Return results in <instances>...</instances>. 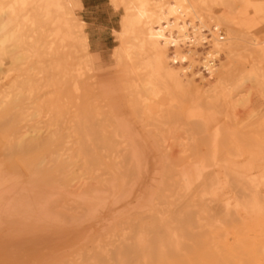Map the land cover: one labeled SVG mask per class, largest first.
I'll list each match as a JSON object with an SVG mask.
<instances>
[{"label":"rangeland","instance_id":"rangeland-1","mask_svg":"<svg viewBox=\"0 0 264 264\" xmlns=\"http://www.w3.org/2000/svg\"><path fill=\"white\" fill-rule=\"evenodd\" d=\"M95 1L96 0H70L73 17L79 24L83 25V35L85 36V38H87L86 42L88 43L87 50L79 51L80 49H77L78 51L76 53L74 52L68 57L66 56L67 52L61 51L62 54H60L59 56L61 58L60 62L62 61L61 63L66 67V72L71 71L70 68L72 69L75 67V63L73 64V62L82 61V70L87 68L84 71V76L82 78L85 80L89 76H92L91 79H87L86 81V83L90 81V84L88 86H85V89L83 91L81 90L78 95L77 93L73 94L69 92L68 88L64 87L66 85L63 84V80V82H60L61 84L59 83V78L57 76V74L59 75L58 72H51L49 67L50 58L45 55V33L38 32L36 34H31V31L28 32V34L33 35L34 38L32 40V43L24 46L25 50L27 48L28 56H30L24 62L25 64L21 65L18 63H12L10 55H8V53L4 55V65L0 67V91H5L6 89L9 90L8 87L13 83V81H15L16 83L21 82L23 81V79H26L27 76L32 79L30 80L31 82L29 81V83L33 88L30 89L31 95H29L30 93L28 94L27 92L26 95L24 94V96L20 97L21 100L20 102H18L19 105L16 109L7 107L5 110H0V147L3 148L6 143L5 139L8 136V126L5 125L8 123L6 122L5 118H12V116H15L16 113H19V115H22H18L19 119H17L18 116L16 115V119L20 121L22 119H20V117H23L24 115L26 116L28 114L27 112H29L30 114L34 111L31 109L36 108V106H34L35 102L37 106L39 104L42 105V103L44 102V112H42L44 116L41 114L42 119L40 118V116H34L35 119L29 121L32 116L31 113V116H27V120H24L26 118L24 116V119L22 121L23 124L24 122H28L26 123V125L28 126H30L31 124L30 129L32 130V128H34L33 133L35 132V129L37 130V128H40L39 130L44 131V134L48 133V130L50 129H52V131L57 130L58 133H60V137H58V140L56 142L60 143V141L62 140L60 144L58 143V147H62L63 145L65 149L69 146L70 148L72 147L74 149L76 145L80 146L81 143L79 145L75 140L77 139L80 142V139L82 137L81 141L83 143L81 146L82 148H84V145L86 147L84 148V151H87L88 155L91 153V155L93 154L94 157L101 158V160L104 158L103 160L105 161L106 159L104 156H106L107 158V154L110 156V153L114 152L111 155L112 157L108 156L109 161H111L113 155H115L116 153V151H113V149H120L118 152L119 154L121 152H125L121 150L122 147H116L115 145H117L118 142H116V139H121L119 134L122 135L123 133L125 134V132L126 134L128 133L127 131H125L124 126V128L121 126L122 129L119 128L120 130L118 129L117 132L116 128L117 126L120 127L118 123L122 125H126V122L129 123V117L131 120V123H129V127L132 128L133 126V130L135 128L138 129V131L134 130V132L141 134L140 129H142V132L144 131L143 133H145L146 129L149 131V129H155L156 127V129L159 128L160 130H163L168 139V143H173L174 145H179L178 142L183 141L184 138L187 137L188 140L185 138L186 141H188L186 142L187 149L185 157L184 154L182 155V153H184L185 151H181L183 149H181L180 145L179 146L181 150L178 149L179 154L180 152H182L181 156L184 157L182 163L179 165L171 164L172 167H170L169 163L167 164V161L165 162L166 166L163 165L165 163L162 164L164 166V169H166L168 166V168L166 170H163L161 174V179L163 182L162 185L165 188H169V190L165 189L166 191L162 192L164 195L163 198L160 199L159 197L157 200V202L162 201L160 203V207L162 205L163 211L161 210L160 214H154V218L151 216L147 218V221L151 220L149 222H163V224L161 227L159 226V228H156V230L153 229L157 225L155 227L153 226L152 229L151 225H149L146 228L147 230L142 229L141 231H139L138 218L142 220L144 216L141 213L132 214L131 218L122 220L128 223L127 225L125 223L123 224L122 221L121 224L119 223L121 226L118 223L113 225L114 227H117V234L122 233L123 235L122 236L121 234H119L120 236H116V228L114 229V227L110 228V230L113 229L111 230L112 232L108 230L109 232L107 233L103 228H98V231L96 232L97 229L93 231V229L84 228L83 224L85 223H83L81 225L82 227L77 228L81 229L79 233L75 234L74 237L72 236V239L69 238L68 240L59 243L60 247L58 246L57 248V246H55L56 249H54V247H48L47 249L43 248L33 251L30 249V247L27 248L26 246L29 244L31 245L32 240L33 242L35 241L37 237L36 235H38L40 231L44 230V227H41L44 225L42 224L40 226L38 222L37 225L39 224V226L35 224L36 222L29 225H24L22 222L20 223L18 216L21 212H23L21 210L22 208L12 205L9 208H0V264H12L13 262H15L14 264H53L57 257L58 262L56 263L59 264H63L66 261H68V264H89L90 262H92V264H98L100 262V264H264V213L262 212V210L258 209L259 207L251 209L250 205L245 204L246 200L248 199V194L255 190V188L257 189V191H259L261 200L264 201V80L260 81L258 79H255L252 74L254 69L259 70L261 74H264V51H261V49H259V46L255 45V43L264 45V0H222L220 2L212 4L208 7V9H204L201 11L203 17L205 16L204 22H206L208 25V27L205 28V35L206 37H208L206 42L192 45L188 42H182L178 46H169L167 48L168 50L166 49V52L169 56L175 54V52H181L184 53L187 58L185 59V61L173 65L176 73L178 72V74L183 78L186 88H184L182 92L183 95L179 93L178 100L173 103H171L167 99L168 97L164 96L161 104H163V108H165V110L163 108L160 109L159 105H152L151 107L140 105L138 107H133L128 95L129 93L126 89L123 90V88L122 98L121 96L118 97L117 95L116 98L112 96L119 102L117 101L116 104L111 103L112 97H109V95L114 94V91L115 89L117 90L118 86H120V88L124 87L127 85V83L130 84L133 78L139 76L141 77V75L143 74L139 73V70H136L137 73L130 72L132 68L136 69V67H138L137 65H139V63L137 64V62H139L140 60L137 59L138 57H134L132 59L133 61H126L127 58L123 51L128 42L132 41L130 35L123 36L122 34V20L123 16L127 13L126 3L124 4L123 0H117V2L113 0H99L102 3H105L106 1L111 2L112 6H96ZM187 21L192 22V24L196 25L200 24L199 20L196 18L194 19L192 16L188 17ZM216 22L219 23V38L221 40L225 41L227 38L231 36L233 37V35L237 37L236 40L232 39L234 47L233 51L223 49L220 53L221 55H218V58L216 60L217 69L211 76L209 71L204 66V61L207 53L209 51H212V49L214 50L213 44L217 35L214 31L213 25ZM190 27L191 25L189 26V28ZM9 47L11 48L12 46ZM122 54H124V59L122 57ZM66 59L70 62L66 61ZM67 62H69V64H67ZM31 67L34 69L29 71V68ZM89 68H91V70H89ZM41 69H43L44 72ZM40 71H42V74L39 73ZM243 74L247 76L248 81L243 85V87L241 86L242 88L240 87L239 91L241 94L239 93V95H241V97H244L245 99H242L243 103H241L240 106H238L239 108H237L236 110V113L239 114L237 115L236 121L225 122L224 117L222 116V110L218 109L220 107L219 103H216L217 106H215L214 101L209 102V100L211 99L208 98V96H203V94L208 95L203 92V89L211 86L212 84H215L216 82H218V80L221 79V77L223 80L225 79L226 81L228 80L231 82L233 79L240 77V75ZM28 77L27 79L29 80ZM91 83H93V85H91ZM89 86H92L93 88H90ZM32 89H34L35 91ZM184 91H186L187 93ZM27 95L29 97H27ZM83 95H85V97ZM239 95L236 96L238 99L241 98L239 97ZM30 96L32 97L30 98ZM190 96L195 97L192 98ZM32 100L34 101V103H32ZM22 101H24V103ZM199 101H201L202 103ZM84 104L85 106L91 105V108H89V110L87 109L88 111L85 112H87V115L91 113L93 116H91L90 114L89 116L85 115V117L88 118L84 117L85 112L82 109L83 107H85L83 106ZM120 104L124 106L125 110L131 112V116H126V113L125 115H122L120 110L117 111V108ZM28 107L31 108V112L30 110H25L27 114H23L24 109H27ZM21 109H23V112ZM115 110L117 112H115ZM45 111H48V114L50 113L49 116L47 114L48 117L45 116ZM112 111H114V113ZM119 111L121 114L119 113ZM93 112L98 114V116L94 115ZM81 113L82 116L80 117ZM93 117L95 118V120ZM101 117L103 118L102 120ZM104 118H106L107 120ZM115 119H119L120 121H116ZM96 120H99L98 122H103L98 124ZM109 120L111 123L109 122ZM103 123L106 124L104 125ZM51 124L53 125L51 126ZM102 124L104 126H102ZM107 124L109 125L108 129ZM221 124H223V126ZM219 125H221V127ZM111 126L116 127L112 128ZM145 126L147 127L146 129ZM191 127L196 129L198 135L194 134L195 131L193 132ZM219 127L222 129V131ZM101 130L104 131L102 132ZM114 130L116 133L114 132ZM121 130H124L125 132H121ZM69 131L72 133H70ZM66 132H69V134H67ZM84 132L87 134H85ZM104 132L107 133V135ZM61 133L63 134V136H61ZM173 133L175 134L172 135ZM70 134L71 136L72 134L74 135L72 136V139H69ZM80 134L81 136H79ZM92 134L94 137H92ZM110 134L114 135H111V137ZM209 135L210 139L209 137H207ZM190 137H192V139ZM67 138L68 140H73L74 142H76V144H74V146H72L70 143L67 144L66 142L64 144V141H68ZM174 138L176 140H174ZM87 139L90 143L87 142ZM93 139H95L96 141H94ZM102 139L104 140V142ZM99 141H102L103 143ZM85 142H87V144ZM109 143H111V145ZM89 144L91 145V148ZM78 146L76 147L77 149H79ZM87 148L91 150H86ZM99 148L101 150H99ZM77 149L72 152H74L73 154L80 155V151H82L83 149H79V153H76ZM104 150H107V152H109L110 150L111 151L110 153H106ZM14 151H17L15 154L16 156L14 158V163L18 165L19 159L17 157H22L20 158V161L24 160L26 167H29V165L26 164L27 159L25 158V156L23 154H19L18 156L20 149L14 148ZM65 151L67 152V150ZM169 151L170 150L168 149V152ZM89 156L88 158H90ZM152 163L153 162L150 161L148 166L151 167L152 165L153 167H155V164ZM188 165H191L197 173L195 174L194 172L195 175H193L194 177H192L195 178V182H193L194 180L192 178L191 179L193 181L191 182L190 179V183L181 179L183 178L181 171L183 167L186 168V166ZM18 167L21 166L18 165ZM198 167H200L201 169ZM100 170L101 172H103L102 168ZM170 171H172V173H170ZM203 174L204 176L206 175L205 178L201 177L203 176ZM164 175L169 176L167 178H164ZM179 178L181 179V181ZM168 180L170 183L168 182ZM166 181L168 182V184ZM154 184L155 183H152L151 185ZM174 186H176L175 188H180L182 186L183 187L181 190V188L175 189ZM158 194L159 192L157 190H154V192L151 194L144 193L142 203L148 204L146 201L150 200V198L152 197H157ZM263 201H260V206H262V203L264 204ZM243 203L247 208L244 207ZM169 204H171L172 206L169 207ZM13 208L15 209L12 210ZM3 209L4 211H2ZM15 212L17 213V215L15 214ZM3 214H5V217ZM92 215L93 217H97L101 214L91 211L90 217ZM160 215H163L164 217L162 221L158 220V217L156 218V216L160 217ZM2 217H4L5 219H2ZM87 217H89V215ZM133 217H135V219ZM16 219H18V221ZM2 220H4V222ZM2 222L6 224H4L6 227ZM67 222L70 221L67 220ZM7 223H11L13 226H15L16 230L15 227L10 224H8L7 227ZM12 227L14 230H11ZM124 227L127 229H125ZM27 230H30V232ZM9 231L10 234L7 233ZM44 231H47L46 227ZM12 232L17 233L14 234ZM26 233H30L29 237H31H27L28 234ZM12 234L13 236H11ZM19 236L20 238H18ZM21 236L24 238H22ZM130 236L131 238H129ZM144 236L146 239H144ZM13 237H16L17 240L16 238L13 239ZM126 237L128 238L126 239ZM70 239L71 241H69ZM99 239H101V241ZM74 240H76V242ZM125 240L128 243H126ZM138 240L140 242H143L141 244H138L140 243ZM145 240L147 241L145 242ZM122 241H124V243H122L123 246L120 245ZM5 242L6 244H8L7 246ZM23 242H25V244ZM84 242L86 244H84ZM96 242H98L101 246H99ZM149 242L152 244V247L149 246ZM160 242L161 244L162 242L163 244L165 243L166 246L160 245ZM109 243L112 245H110ZM131 243H135L137 244V246L135 244H132V246H135V248H132L130 245V247L127 249L129 244ZM153 244L155 247L153 246ZM2 245L5 246L2 247ZM91 245H98L97 247H94L97 252L100 251V256L96 254V252L93 250L94 247H92ZM116 246L117 252L119 253L115 251ZM125 246L127 247L124 249L123 247ZM81 247L83 248V250ZM149 247L151 248L149 249ZM157 248L159 249L157 250ZM53 249L56 252H54ZM126 249L127 251L124 253V250ZM47 250H49V252ZM87 250L89 252H87ZM121 250L122 252L120 253ZM148 251H150L151 253H149ZM66 252L69 253L67 254ZM158 252L160 253L157 255ZM79 253L81 254L78 257L77 254ZM122 253L126 255L122 256ZM94 254L95 256L97 255L101 258L100 262L99 260L98 263L97 261H95L100 258L93 256ZM85 256L87 258L90 256V259H87ZM25 259L26 261H24ZM64 259L65 262H63ZM73 259L76 260L74 261ZM82 259L83 261H81ZM158 260L161 262H159ZM10 261L12 262L10 263Z\"/></svg>","mask_w":264,"mask_h":264},{"label":"bare ground","instance_id":"bare-ground-1","mask_svg":"<svg viewBox=\"0 0 264 264\" xmlns=\"http://www.w3.org/2000/svg\"><path fill=\"white\" fill-rule=\"evenodd\" d=\"M113 1L117 2V0H113ZM123 1H124V4L126 3V5H127V8H126L127 13L123 16V20H122L123 21V31H122L123 33L122 34H123V36L124 35H127V36L130 35L132 38V41L128 42L127 46L124 47L123 51H124V54L127 58L126 61L127 60L130 61L134 57H138L137 59L140 60L139 62H137V64L139 63V65L136 64L138 67L135 66L136 69L132 68V70H130V72L135 73L136 70H139L140 71L139 73H142L143 75H141V77L139 76V77L133 78L132 81L130 82V84L127 83V85L124 87L120 88V86H118L117 90L115 89L114 94H110L109 97L113 96L116 98V95H117L118 97L121 96V98H122V88H123V90L126 89L127 92L129 93L128 95L130 97V101H131V104L133 107H138L140 105H146L148 107H151L152 105H159L160 109H162L163 104H161V101H162V99H164V96L168 97L167 99L171 103H173V102L178 100L179 93L182 94L184 88H186L184 81H183V78L178 74V72L176 73V71L173 68V65L174 64L176 65L179 62L185 61L187 56L181 52H175V54L172 53L173 55L169 56L166 52L168 50L167 48L169 46H178L182 42L183 43L188 42L191 45L206 42L208 37H206V35H205V30H206L205 28H207L208 25L206 22H204L205 16L203 17L201 11L204 9H208V7L210 5L215 4L217 2H220L222 0H171V1L170 0H123ZM190 16H192L194 19L195 18L198 19L200 24L196 25V24H192V22H188L187 18ZM190 25H191V27H190L191 29L189 28ZM82 28H83V25L79 24L76 21V19L73 17V11H72V6L70 5V0H0V67H2L4 65V55L6 53H8V55H10L12 63H15V64L18 63L21 65L25 64L24 62L30 56H28L27 48L25 47L26 48V50H25L24 46L28 45L29 43H32L34 36L31 34L43 32L46 35V43H45L46 52H45V55L50 58L49 59V67H50L51 72L52 71L54 73L58 72L59 75L57 74V76L59 78L58 79L59 83L63 80L64 81L63 84L66 85V86H64V85L63 86L67 87L69 92H71L73 94L77 93V95H78V93L81 90L83 91L85 89V86H88L90 84V81L87 83H86V81H87V79H91L92 76H89L85 80L82 78L84 76L83 75L84 71L87 69L86 68V69L82 70L83 69L82 63H81L82 61L81 62H73V64L75 63V65H74L75 67L72 69L70 68L71 71L68 70L69 72H66V67L64 66V64L61 63L62 61L60 62L61 58L59 56H60V54H62L61 51L67 52L66 56L68 57L70 54L72 55V53H74V52L76 53L78 51L77 49H80L79 51H86L87 50V44H88L86 42L87 38H85V36L83 35ZM213 28H214V31L217 35V37L214 40V44H213L214 50L212 49V51H209L207 53V55L205 57V61H204V66L209 71L211 76L215 73V71L217 69L216 60L218 58V55L221 53V51L223 49L233 51L234 47H233L232 39L236 40V37H237V36L233 35V33H232L233 37L231 36V37L227 38L225 41L221 40L219 38V23H217V22L214 23ZM29 31H31V34H28ZM8 45L12 46V47L10 48ZM255 45L259 46V49H261V51H264V45H261V44L259 45L258 43H255ZM7 46L9 49L7 48ZM124 54H122V57ZM123 59H124V57H123ZM66 61H69V60L66 59ZM135 61H136V59H135ZM69 62H67V64H69ZM32 69H34V68H32V67L29 68V71ZM41 70L44 72L43 69H41ZM89 70H91V68H89ZM42 71H40L39 73L42 74ZM139 73H138V75H139ZM252 74L255 77V79H258L260 81L264 80V74H261V72L259 70L254 69ZM27 77H26V79H23V81L18 82L19 84L16 83L15 81H13V83L8 87L9 90L6 89L5 91H0V110H5L7 107L8 108L10 107L11 109H16L19 105L18 102H20V100H21L20 99L21 96H24V94L26 95L27 92H28V94L30 93L29 95H31L30 89L33 87H31V84L29 83V81L32 79H30L28 77L29 78V80H28ZM21 79H22V76H21ZM224 80L221 77V79L218 80V82H216L215 84H212L211 86H208V87L203 89V92L208 94V95H204L203 93L202 94H203V96H205V97L208 96V98L211 99V100L208 99L209 102L214 101L215 106H217L216 103H219L221 108L219 107L218 109L222 110V116L224 117L225 122L226 121L227 122L236 121L237 115H239L238 113H236V110H237V108H239L238 106H240V104L243 103L242 99L243 100L245 99L244 97L242 98L241 95H239V93H240L239 90H240V87L241 86L243 87V85L248 81V78L245 74H243V75H240V77L233 79L231 82L228 80L227 81L226 80L224 81ZM91 85H93V83H91ZM186 86H188V85H186ZM90 88H93V87L91 86ZM32 90H34V89H32ZM184 92H186V91H184ZM237 95H239V97H241V98L238 99L236 97ZM83 96L85 97V95H83ZM27 97H29V96L27 95ZM31 97L32 96H30V98ZM113 97L111 99V103L116 104L118 100L114 99ZM190 97H192V96H190ZM194 97H192V98H194ZM203 100H205V99H203ZM22 102L24 103V101H22ZM199 102H201V101H199ZM32 103H34V101ZM43 103H42V105L39 104L37 106V104L35 102L34 106H36V108L33 107L35 109H31L30 107H28L27 109H24L23 114H27V113L28 114L26 116L24 115L26 117L25 119H24V116L20 117V119L22 118L20 121L17 120V119H19V116L22 115V114L19 115V113H16L17 116L19 115L17 119H16V117H17L16 115L15 116L11 115L12 118L9 117V119L5 118L6 122L8 123V124H5L8 126V136L6 138V134H5L6 143H5V145L3 144L4 146L2 145L3 148L0 147V208H4V207L9 208L12 205H14L16 207H20V208H22L21 210L23 211L19 214V216H18L19 218L17 217L19 219L20 223L22 222L24 225L25 224L29 225L31 223L36 222L35 224L37 225V222H38L40 224V226L42 224L44 225V226H41V227H44V230H45V227L47 228V231H44V230L40 231L39 234L36 235L37 237H36L34 242H33V240L32 241L30 240L32 242L31 245L26 244L27 245L26 247L27 248L30 247V249L33 251L40 250L43 248L47 249L48 247H51V248L54 247V249H56L55 246H57V248H58V246L60 247L59 243L68 240L72 236L74 237L75 234H78L81 229H77V228L82 227L81 225L83 223H85V224H83L84 228H90V229H93V231H95L97 229L96 232L98 231V228H103L108 233L109 232L108 230H110V228L114 227L113 225H115L116 223L121 224L123 222V224L125 223L127 225L128 223H126L122 220H125L127 218H131V215L136 214V213L137 214L141 213L144 216L142 220L140 218H138L139 231H141L142 229L145 230L147 228V226H149V225H151V229L153 228V226L155 227L157 225L153 230H156V228H159V226L161 227L163 222L162 223H160V222L154 223V221L149 222L151 220L147 221L148 220L147 218H149L150 216L153 217L154 214H160L161 210L163 211L162 205L160 207V203L162 201L157 202L159 197H160V199L163 198L164 195L162 192L166 191L167 189L169 190V188H165L162 185L163 182L161 179L162 178L161 174H162L163 170H166L168 168V166H167V168L164 169L163 165L166 166V163H165L166 161H167V164L168 163L170 164V167H172L171 164L179 165L182 163V160H184L186 149H187L186 148L187 147L186 142H188V141H186L187 137H185L186 139L184 138L185 141L184 140L180 141V142L177 141L179 143V145L181 146V149H183V150H181L180 146L178 144H177L178 147L176 144L175 145L173 143L169 144L168 139L165 135V132L163 130H160L159 128L156 129V127H155V129H151V130H155V131H151L150 129L148 131L146 129L147 127L145 126V129H146L145 133H147L148 135L143 133L144 131L142 132V129H140V130H141V134H143V135H141L140 133L134 132V130L138 131V129L135 128L133 130L132 125H131L132 128L129 127L130 126L129 123H131L130 122L131 120L129 117V119H128L129 123L126 122V125H124V124L122 125V124L118 123V125L120 127L117 126V128H116V132H117V130L119 128L122 129V127L124 126L125 131H127L128 134H126V132L124 130H121V132H125V134L124 133L122 135L119 134L121 139H119V140L116 139L117 136H119V135H117L116 138H114V139H116V142L118 141L117 145H115V146L116 147H119V146L122 147L121 150L125 151L124 153L121 152L119 154L118 152L120 149L119 150L113 149V151H116V153H115V155H113V158L111 159V161H109V157H112L111 155H112V153H114V152L110 153L111 150L109 152H107V150L106 151L104 150L106 153L111 154L110 156L107 154L108 159L106 158V156H104L106 161L103 160L104 158L101 160V158L94 157L93 154L91 155V153L89 154L90 155L89 156L87 154L88 152L84 151V148H86L85 145L83 146L84 148H82V146H81L83 143L81 141L82 140V137H81L80 142L77 139L75 140L77 142V144L80 145V143H81V145H80L81 147L78 145H76V147L78 146L79 149H83L82 151H84L85 153L80 151L79 149H77L75 147V149H77L76 153L78 151H80V155L78 154L79 155V157H78V155L73 154L74 152H72L75 150L74 148H72V147L70 148V146H69V147H66V149H65V147L62 144H61L62 147H58V145L61 143L62 140L60 141V143L58 142L59 144L56 142L58 140V137H60L59 136L60 133H58L57 130L52 131V129H50L51 130L50 131L47 129L49 132L47 131L48 133L44 134V131L39 130L40 128H37V130L35 129V132L33 133L34 128H32V130L30 129L31 124H30V126H28V125H26V123H28V122H26V123L24 122V124L22 123L23 119L27 120V118H28L27 116L30 115L31 113H32L31 114L32 116L30 115L31 119L29 116V119H30V120L28 119L29 121H32L33 119H35L34 116H36V117L40 116V118H41V114L43 115L42 112H44ZM85 104L83 106H85ZM88 106H90V107H88ZM89 108H91V105H86L82 109L85 112V111H88ZM30 109L34 110V111L31 112ZM163 109L165 110V108H163ZM21 110L23 112V109H21ZM21 110H20V113H21ZM25 110H30L31 113L30 114H29V112L26 113ZM78 110H79V108H78ZM80 110H81V107H80ZM94 110H95V108H94ZM118 110L121 111L122 115L123 114L125 115V113H126V116L127 115L131 116L130 115L131 112L130 111L128 112L127 110H125L124 106H122L121 104L117 108V111ZM117 111L115 110V112H117ZM120 111H119V113H120ZM45 112H46V114L45 113L44 114H45V116H47L48 111H45ZM112 112L114 113V111H112ZM93 113H94V115L98 116V114H96L95 112H93ZM49 114H48V116H49ZM120 114H119V116H120ZM85 115L89 116V115H87V112H85L84 117H85ZM81 116H82V113L80 114V117ZM91 116H93V115L91 114ZM114 116H115V114H114ZM32 117H34V118H32ZM85 118H88V117H85ZM102 119L103 118L101 117V120ZM104 119H106V118H104ZM113 119H112V121H113ZM38 120H39V118H38ZM94 120H95V118H94ZM115 120L117 121L119 119H115ZM115 120H114V122H115ZM98 121H97L98 124L103 122V121L102 122L101 121L98 122ZM43 122H44V120H43ZM109 122H110V120H109ZM107 123H108V121H107ZM98 124H96V125H98ZM103 124L105 125L106 123H103ZM103 124H102V126H104ZM132 124H133V122H132ZM52 125L53 124H51V126ZM221 125L223 126V124H221ZM221 125H219V126L221 127ZM108 127H109V125L107 126V129H108ZM111 127L114 128L116 126H114V127L111 126ZM47 128H50V127H47ZM191 128H192L193 132L195 131L194 134H197L196 129H194L193 127H191ZM202 129H204V128H202ZM220 129H218V130H220ZM66 130H67V128H66ZM221 131H222V129H221ZM69 132L68 133L66 132V133L69 134ZM114 132H115V130H114ZM153 132H155V133H153ZM171 132H172V130H171ZM70 133H72V132H70ZM149 133H150V135H149ZM167 133H168V131H167ZM85 134H87V133H85ZM105 134L107 135V133H105ZM174 134L175 133H173L172 135H174ZM111 135L113 136L114 134H110V136ZM61 136H63V134ZM72 136H74V135L72 134ZM72 136L70 134L69 139L70 138L72 139L73 138ZM79 136H81V134ZM92 137H94L93 134H92ZM192 137H190V138L192 139ZM207 137H209V139H210V135ZM175 138H174V140H176ZM67 140H68V138H67ZM93 140L96 141L95 139H93ZM85 141H86V139H85ZM97 141H98V138H97ZM65 142L67 144L70 143L72 146H74V144H76V142H74L73 140L64 141V144H65ZM87 142H89L88 139H87ZM87 142H85V143L87 144ZM99 142H102V141H99ZM103 142H104V140H103ZM217 143H218V141H217ZM95 144H96V142H95ZM109 144L111 145V143H109ZM89 146L91 148L90 144H89ZM101 146H103V145H101ZM14 148L20 149L18 156H19V154H23L25 156V158L27 159L26 164L29 165V167H26L24 160L20 161V158H22V157H20V158L17 157L19 159L18 165H20L21 167H18V165H16V163H14V158L16 156L15 154L17 152V151L16 152L14 151ZM168 149L170 150L169 152H168ZM178 149L181 150L182 152H184V151L185 152L184 153L180 152V154H179ZM65 150H67V152ZM68 150H69V152H68ZM86 150H89V148H87ZM97 150H98V148H97ZM99 150H101V149L99 148ZM82 153H84V154H82ZM181 153H182V155L184 154V157L181 156ZM76 156H77V158H76ZM88 156L90 158H88ZM78 158H80V159H78ZM80 160H82V161H80ZM150 161H152L155 164V167H153L151 165V167H153L154 169L151 168L150 166H148ZM201 161H200V163H201ZM163 163H165V164H163ZM187 164H189V163H187ZM101 168H102L103 172H101V170H100ZM198 168H200V167H198ZM199 171H201V170H199ZM181 172L183 175V178H181V179L184 181H187V182H189L190 179L192 177H194L193 175L197 174L195 169H193L191 165L186 166V168L183 167ZM194 172H195V174H194ZM170 173H172V171H170ZM173 174H171V175H173ZM168 176L164 175V178L165 177L167 178ZM205 176L203 174V176H201V177L205 178ZM196 177H197V175H196ZM181 179H180V181H181ZM192 179L194 180L195 178H192ZM192 179H191V182L193 181ZM168 182H169V180H168ZM168 182H167V184H168ZM193 182H195V180ZM152 183H155V184L151 185ZM148 185H150V186H148ZM176 186H174V188ZM179 186H180V184H179ZM182 187H180L181 190H182ZM186 187H188V186H186ZM177 188H179V187H177ZM177 188H175V189H177ZM154 190L155 191L157 190L159 192L157 197H152V198H150V200H147L146 202L148 204L142 203L143 202L142 198L144 196V193L151 194L154 192ZM249 194H248V199L246 200L245 204L250 205L251 209L259 207L258 209L262 210V212L264 213V204L262 203V206H260L261 205L260 201L262 202L263 200H261V196H260L259 191H257V189L255 188V190H253ZM167 196H169V195H167ZM171 204H169V207L172 206ZM243 205H244V203H243ZM244 207L247 208L245 205H244ZM14 209L15 208H13L12 210H14ZM2 211H4V209ZM9 211H10V209H9ZM91 211L98 212L101 215L97 216V217L96 216L93 217V215H92L90 217ZM10 213H11V211H10ZM5 214H6V212H5ZM5 214H3L4 217H5ZM15 214L17 215L16 212H15ZM88 215H89V217H87ZM13 216H14V214H13ZM4 217H2V219ZM157 217H158V220H160V221H162L164 219L163 215H160V217L156 216V218ZM133 218L135 219V217H133ZM0 219H1V217H0ZM18 219H16V220L18 221ZM6 220H7V218H6ZM67 220L70 222H67ZM2 221L4 222V220H2ZM10 222H12V221H10ZM4 224L5 223H3V225ZM8 224L12 225L11 223H7V227H8ZM39 224L37 226H39ZM73 225H75V226H73ZM9 227H11V226H9ZM13 227H15V226H13ZM13 227L11 230H14ZM30 228H32V227H30ZM114 229L116 231L117 227H114ZM125 229H127V228H125ZM15 230H16V227H15ZM36 230H38V229H36ZM111 230H113V229H111ZM10 231L7 233L10 234ZM27 231L30 232V230H27ZM102 232H101V234H102ZM12 233H14V232H12ZM16 233H14V234H16ZM31 233H33V232H31ZM36 233H38V232H36ZM19 234H20V232H19ZM26 234H28L27 237H29L30 233H26ZM115 234H116V236H120L119 234L122 235V233L117 234V231ZM3 235H4V233H3ZM11 236H13V234ZM87 236H88V234H87ZM15 238L16 237H13V239H15ZM18 238H20V236ZM22 238H24V237H22ZM123 238H125V237H123ZM127 238L128 237H126V239ZM129 238H131V236ZM71 239L69 241H71ZM88 239H91V238H88ZM144 239H146L145 236H144ZM16 240H17V238H16ZM99 240L101 241V239H99ZM139 240H141V239H139ZM74 241L76 242V240H74ZM146 241L147 240H145V242ZM149 241H151V240H149ZM6 242H8V241H6ZM6 242H5V244H6ZM78 242H79V240H78ZM112 242H113V240H112ZM125 242H126V240H125ZM142 242L143 241H141L138 244H141ZM23 243L25 244V242H23ZM96 243H98V242H96ZM122 243H124V241H122L120 243V245H122ZM126 243H128V242H126ZM57 244H59V245H57ZM84 244H86V243L84 242ZM132 244H135V243H131V244H129L128 247L125 246L123 248L125 249L127 247V249H128L130 247V245L132 248H135V246H132ZM7 245L8 244H6V246ZM98 245L101 246L99 243H98ZM98 245H94V246L97 247ZM110 245H112V244H110ZM125 245H127V244H125ZM135 245L137 246V244H135ZM160 245L166 246V244L165 243L163 244V242H162V244L160 242ZM4 246L2 245V247H4ZM9 246H10V244H9ZM19 246H21V245H19ZM94 246H92V247H94ZM117 246L115 249L116 252H117ZM149 246L152 247V244L150 243ZM153 246H154V244H153ZM157 246H158V244H157ZM151 247H149V249ZM92 249H91V251H92ZM120 249H122V248H120ZM127 249L124 250V253L127 251ZM158 249L159 248H157V250ZM79 250H81V249H79ZM79 250H77V251H79ZM82 250H83V248H82ZM88 250H87V252H89ZM93 250L96 252V254L99 255L100 251L97 252L95 247ZM47 251L49 252V250H47ZM64 251H66V250H64ZM150 251H148V252L151 253ZM54 252H56V251L54 250ZM114 252H111V253H114ZM121 252H122V250L120 251V253ZM117 253H119V252H117ZM124 253H122V256L126 255V254L124 255ZM159 253L160 252H158L157 255ZM49 254H51V253H49ZM80 254L81 253L77 254L78 257ZM24 256H26V255H24ZM93 256H95V254ZM99 256L96 255L95 257L100 258ZM162 256H164V255H162ZM165 256H166V253H165ZM50 258H49V260H50ZM72 258H74V257H72ZM26 259L24 261H26ZM57 259H58V257H57ZM57 259L55 260V262L53 264H59V263H56V262H58ZM87 259H90V256ZM158 259H161V258H158ZM69 260H71V259H69ZM73 260L75 261L76 259H73ZM98 260L100 262L101 258L97 259L95 261H97V263H98ZM81 261H83V259ZM81 261H80V263H81ZM88 261H90V260H88ZM11 262L12 261H10V263ZM60 262H61V260H60ZM63 262H65V259ZM107 262H108V259H107ZM110 262H111V260H110ZM159 262H161V261H159ZM14 263L15 262H13L12 264H14ZM65 263L68 264V261H66ZM65 263H63V264H65ZM93 263H95V262H93ZM100 263H98V264H100ZM69 264H74V263H69ZM89 264H92V262H90ZM102 264H104V263H102Z\"/></svg>","mask_w":264,"mask_h":264},{"label":"crops","instance_id":"crops-1","mask_svg":"<svg viewBox=\"0 0 264 264\" xmlns=\"http://www.w3.org/2000/svg\"><path fill=\"white\" fill-rule=\"evenodd\" d=\"M95 4H96V6H99V5H111L112 6L111 2H108V1H106L105 3H102L99 0H96ZM83 5H84V3H83Z\"/></svg>","mask_w":264,"mask_h":264}]
</instances>
